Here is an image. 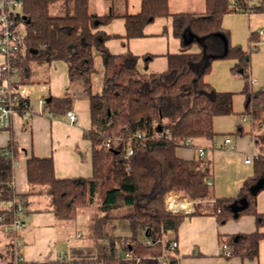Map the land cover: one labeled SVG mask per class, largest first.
Segmentation results:
<instances>
[{
	"label": "trees",
	"instance_id": "1",
	"mask_svg": "<svg viewBox=\"0 0 264 264\" xmlns=\"http://www.w3.org/2000/svg\"><path fill=\"white\" fill-rule=\"evenodd\" d=\"M120 0H108L109 11L95 14L90 0H20V12L15 23L24 30L23 48L10 58L16 76H8L11 86L31 83V64L60 61L67 65L69 77L88 79L95 72L92 51L98 50L104 67V82L99 94L89 97L90 129L83 136L90 143L92 174L88 178H57L51 159L30 157L26 160V180L36 193L16 195L11 185L13 162L17 147L10 143L0 152V203L17 200L25 215L26 198L42 194L48 198V208L59 222L74 221L85 208H97L88 217L85 239L87 246L79 258L69 264H129L125 254L132 255L130 243H138L142 235L159 244L167 232H174L179 217L167 212L164 201L168 193H176L193 203L195 216L209 215L218 227L241 216L254 219V232L218 235L220 248L227 247L223 258L255 260L258 243L264 239V214L256 209V196L264 191V156H257L253 176L240 186L235 198L217 199L214 196L212 161L196 157L183 160L176 157L178 148L187 140L214 137L213 117L232 115L231 92H218L204 78L214 60H231L230 74L243 81L244 116L252 126L264 125V92L250 88L249 54L257 41L249 35L247 49L229 45V34L222 28L223 16L232 12L228 0H203L201 14L169 11V0H138L139 10L118 13ZM127 1L124 0L125 4ZM252 13L264 14V0L248 6ZM169 18L174 39L179 40V52L165 55L166 69L160 73L140 74L136 69L138 56L129 51L111 54L104 46L107 40L120 38L101 30L114 19L122 18V45L142 38L143 29L154 19ZM198 48L191 52L192 46ZM151 58L145 57V62ZM68 99L52 98L44 102L48 115L61 116L66 112ZM140 134L141 139L128 138ZM116 144H109L112 138ZM131 155H127L128 150ZM256 188V189H255ZM103 192L101 199L100 194ZM100 200V201H98ZM13 206L0 207V233L6 238L10 261L14 256V233L6 231L14 218ZM127 221L128 236L122 240L113 234L114 221ZM18 236V235H17ZM170 242V241H169ZM169 243L164 245L168 251ZM160 254L139 264H178L175 252ZM1 254V253H0ZM161 256L162 261L156 257ZM8 256H0V260ZM66 259L41 263L66 264Z\"/></svg>",
	"mask_w": 264,
	"mask_h": 264
},
{
	"label": "crops",
	"instance_id": "2",
	"mask_svg": "<svg viewBox=\"0 0 264 264\" xmlns=\"http://www.w3.org/2000/svg\"><path fill=\"white\" fill-rule=\"evenodd\" d=\"M235 1L228 0V4ZM189 2L192 7H189ZM260 2L261 0H257L258 4ZM90 3L93 4L92 11L97 15L109 11L108 0H90ZM247 3L248 6L253 5L252 0H248ZM168 5L171 13L201 14L204 11L203 0H169ZM115 7L118 13L126 11L134 14L139 10V1L129 0L125 4L124 0H120ZM189 8H194L195 11L188 12ZM124 23L122 18L114 19L99 29L107 35L120 37L107 40L105 48L113 55L129 51L133 56H138L136 69L140 74L163 72L166 69L165 55L177 54L180 50L179 40L174 39L171 34V20L165 17L154 19L143 29L144 37L128 40L125 47L121 38L125 32ZM222 28L229 34V45H238L243 49L248 48L249 35L257 34L258 39L250 49L248 74L249 81H253L250 88L255 92H264V34L262 37L259 36L260 31L264 32V14L233 11L223 16ZM190 51L197 52L198 48L193 45ZM149 56L151 58L145 62L144 58ZM2 62L0 56V65ZM92 65L95 72L88 79L82 76L69 77L67 65L60 61L30 65L31 83L26 85V92L34 115L26 121L14 116L11 125L0 130V152L7 150L10 143H14L19 152L13 162L12 181L16 195L36 193L35 190H31L26 180L25 164L30 157L51 159L57 178L91 176L90 143L84 138L83 133L90 129L89 97L99 94L104 82V67L98 50L92 51ZM233 65L234 62L231 60H214L210 72L204 78V81L216 91L232 93V115L213 117L214 137L209 141L194 139L190 145L182 146L175 152L177 158L190 161L199 157L198 149L204 150L201 158L212 161L213 189L217 199L235 198L242 183L253 176L255 159L251 157L252 152L255 151L257 156H264V130L262 126H252L248 117L243 114L245 104L241 93L243 81L230 74ZM1 83L0 75V85ZM51 97L70 100V104L65 108L75 112L77 124L67 122L64 119L65 113L61 116L41 113L37 99L48 100ZM225 138L230 140V144H224ZM245 156L251 157V164H244ZM166 198L171 199V205L174 204L176 207L174 213L171 211L170 213L179 217L175 231H169L164 236L169 237L168 243L172 240L176 242L177 249L174 253L178 264H264V239L258 243V255L255 260H242L236 257L225 259L220 256L218 235L253 233L255 226L252 217L241 216L237 221H228L218 227L212 215L195 216L193 204L188 199L181 198L176 193H168ZM25 200L26 211L23 218L25 225L17 234L20 242L18 250L24 262L41 263L60 258L70 260L79 258L81 253H84L88 243L84 236H81L75 225V230L73 229L71 222L55 220L48 208L49 202L45 195H30ZM256 202L257 212L264 214V191L257 194ZM262 231L264 232V229ZM144 239L143 243H136L138 247L142 244L149 247L156 245ZM6 243V238L0 233V256H8L0 262L10 261ZM169 253L172 254L170 251ZM151 258L146 256L143 260ZM156 259L159 262L162 260L158 256Z\"/></svg>",
	"mask_w": 264,
	"mask_h": 264
},
{
	"label": "built area",
	"instance_id": "3",
	"mask_svg": "<svg viewBox=\"0 0 264 264\" xmlns=\"http://www.w3.org/2000/svg\"><path fill=\"white\" fill-rule=\"evenodd\" d=\"M248 0H246L247 3ZM20 0H0V56L3 59L2 64L0 65V75L2 83L0 85V130L7 129L11 124L12 118L14 116H19L22 120L26 121L34 115V111L31 108L30 101L26 92V85L22 86H11L9 81H7L8 76H16V69L10 67V58L16 53H20L23 48L24 42V30L23 27L17 25L15 23L16 18V9L19 10ZM229 8L232 12L236 13H244L248 14L249 10L245 9L241 3L237 0L235 3L230 4ZM264 34L263 31L259 32V36L262 37ZM252 84L253 81L250 80ZM44 98L37 99V106L41 109V113H47V109L44 108ZM64 119L67 120L70 124H77V117L73 110H66L64 114ZM264 130V125L262 126ZM141 139L140 134L133 135L128 138L129 140L133 139ZM224 144H230V140L225 138L223 140ZM191 140H187L185 145H190ZM110 141L107 142L106 147H109ZM232 150V148H231ZM198 156L202 157L204 155L203 149H198ZM127 155L132 154V150H128ZM251 157L254 159L257 157L255 151L252 152ZM251 157H244V164L249 165L252 163ZM13 187V181L11 182ZM168 200V199H167ZM168 203V202H167ZM13 206L14 209V218L12 220V224L6 228V231L9 233H14L16 236L14 237V256L11 261H2L0 264H19L24 260L18 250L20 247L19 237L17 234L24 228L23 223V209L21 204L17 200L3 201L0 203L1 208H5L8 206ZM167 209L169 208L172 213H174L176 207L175 205L167 204ZM1 220V217H0ZM168 251H174L177 249V244L174 240L170 241L167 245ZM220 252L224 254V256L229 254V250L227 247L220 248ZM63 258H60L62 260ZM123 261L129 264H138V261H134L130 254H125L122 257ZM66 264H69L67 260ZM71 264V263H70Z\"/></svg>",
	"mask_w": 264,
	"mask_h": 264
},
{
	"label": "rangeland",
	"instance_id": "4",
	"mask_svg": "<svg viewBox=\"0 0 264 264\" xmlns=\"http://www.w3.org/2000/svg\"><path fill=\"white\" fill-rule=\"evenodd\" d=\"M252 3L254 5L255 4L256 5L258 4L257 3V0H252ZM229 4H233V3H229ZM92 5L93 4L90 3L91 10L93 9L92 8ZM188 5H189V7H192L190 2L188 3ZM173 9H174V6H173ZM191 11H195L194 8H189L188 9V12H191ZM16 12H20V10L16 9ZM234 13H236V12H234ZM116 141H117V138L115 137V138H112V140H110V143L116 144ZM102 195H103V192L99 196L100 199H101ZM167 199L168 198H165L164 205H165L166 211L167 212H170V209L169 208L167 209V207H168L167 204L169 203V205H171V203H170L171 199H168V200ZM98 201H100V200H98ZM96 209L97 208H85V209H83L82 211L79 212V215H78V217L76 218V220L74 222L73 221H69V222H71L73 224L72 226H73V229L74 230H75V226H76V228L79 230L81 236L82 237L84 236V239L86 237L85 235H86V232H87V224H88V221L87 220H88V217H89L90 213L92 214ZM113 225H114L113 234L116 237H119L120 240L126 238L129 235L128 234V226H127L128 224H127V221H123V220L122 221H120V220L118 221L117 220V221H114L113 222ZM125 230H126V232H125ZM168 238L169 237H166V238L164 237V239H162L160 241V243L159 244L157 243L154 247H149V246H146L144 244H142L141 246L138 247L136 243H130V245L134 249V252H132V254L134 256L131 255L132 258L134 259V261H137V259L143 260V257H146V256L153 257V256H155L157 254H160L162 257H165L166 255H169V251L165 252V250H164V248H165L164 245L167 242V240H169ZM143 240H145L144 237L142 235H140V237L138 238V241L137 242L139 244H141V243H143ZM67 249H68V247H66V250ZM75 256H77V255H75ZM161 256H159V257H161ZM138 264H139V262H138Z\"/></svg>",
	"mask_w": 264,
	"mask_h": 264
},
{
	"label": "water",
	"instance_id": "5",
	"mask_svg": "<svg viewBox=\"0 0 264 264\" xmlns=\"http://www.w3.org/2000/svg\"><path fill=\"white\" fill-rule=\"evenodd\" d=\"M263 183H264V178H262L261 180H259V183H258V186L257 187H260Z\"/></svg>",
	"mask_w": 264,
	"mask_h": 264
}]
</instances>
